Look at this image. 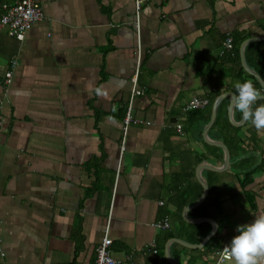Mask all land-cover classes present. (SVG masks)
Segmentation results:
<instances>
[{"label": "crops", "instance_id": "1", "mask_svg": "<svg viewBox=\"0 0 264 264\" xmlns=\"http://www.w3.org/2000/svg\"><path fill=\"white\" fill-rule=\"evenodd\" d=\"M35 1L41 19L21 40L0 24V264H93L105 231L120 264H232L217 252L237 225L264 213V130L234 101V124L228 118L239 78L223 44L264 41V0ZM248 43L245 63L247 55L264 65L245 53ZM134 76L140 94L130 108L139 122L122 133ZM218 95L243 141L227 145L212 129L218 103L205 137L227 149L221 170L222 150L203 134ZM191 97L208 106L184 110ZM201 182L202 200L183 211L201 197ZM181 198L183 222L215 224L200 246L181 237Z\"/></svg>", "mask_w": 264, "mask_h": 264}, {"label": "clouds", "instance_id": "2", "mask_svg": "<svg viewBox=\"0 0 264 264\" xmlns=\"http://www.w3.org/2000/svg\"><path fill=\"white\" fill-rule=\"evenodd\" d=\"M235 89L234 109L257 130H264V104L253 108L261 93L251 81L238 82ZM95 91L97 95L104 94L102 86ZM236 232L223 248L232 264H264V213H259L250 223L237 225Z\"/></svg>", "mask_w": 264, "mask_h": 264}, {"label": "built area", "instance_id": "3", "mask_svg": "<svg viewBox=\"0 0 264 264\" xmlns=\"http://www.w3.org/2000/svg\"><path fill=\"white\" fill-rule=\"evenodd\" d=\"M137 3V2H136ZM0 12V24L5 28L7 35L21 40L24 32L30 27V25L41 19V13L39 5L35 0H16L12 3H2ZM224 50L231 48V38L227 37L224 41ZM15 64L14 60L9 61V66L12 67ZM10 77V71H6L3 75L2 82H8ZM140 94V90L136 89L135 76L132 78L131 88L129 93V100L126 109L122 117V133H124L126 127L129 124L139 122L138 119L133 118L131 115V99L134 95ZM207 103V100L203 98L191 97L187 103L184 104V110L196 109ZM147 124V121H144ZM120 150L123 149V142L119 145ZM163 226L166 222L163 221ZM110 238L107 236L106 231L103 233L99 242L95 246L93 264H120V260L113 258L109 251L108 246L110 244ZM153 252V250H152ZM228 259L226 254L221 250L217 252V261Z\"/></svg>", "mask_w": 264, "mask_h": 264}, {"label": "trees", "instance_id": "4", "mask_svg": "<svg viewBox=\"0 0 264 264\" xmlns=\"http://www.w3.org/2000/svg\"><path fill=\"white\" fill-rule=\"evenodd\" d=\"M243 37H237V38H232L231 41V49L230 51H228L226 54H223V56H228L229 58L231 57V59L236 63V65L238 66V71H237V76L239 78V83H242L244 81H251L253 83V85L257 88V90L260 93H263L264 91L260 88V86L257 84V82L255 81V79L243 72V70L241 69V67L239 66V59H238V46L239 43L243 40ZM264 44V41H255V42H250L246 45L245 47V53L247 54L248 51H252L254 52L253 54L255 55V58H257L258 61H264V59L261 57V55H258L259 52V48L261 47V45ZM256 53V54H255ZM264 56V55H263ZM247 57V65L253 69L261 78V80L264 82V65L261 66H256L254 64H251L248 61V56ZM213 97V96H212ZM262 100L258 99L255 104L253 105V108H255L258 104H260ZM206 107L208 106V103L205 105ZM226 106H227V99L225 98L224 100H222L221 102H219L218 107H217V111H216V115L214 118V121L212 123V129H215L218 134L217 136L219 138H221L225 144L229 145L231 144H235L237 146L242 145V140L241 138L238 137L237 135V131H238V127H235L233 125H231L226 117ZM222 107V108H221ZM195 110V109H193ZM251 126V125H250ZM251 128V127H250ZM253 130V129H252ZM251 130V133H252ZM252 140H254V138H252ZM214 148V147H213ZM215 150V148H214ZM234 166L239 167V162L235 163ZM256 168V167H255ZM260 167H258L259 169ZM254 171H249L247 172V178L245 180H242L240 182V185L243 187V185L249 181L251 179L252 173ZM195 189H196V194L199 195L200 194V185L196 182L194 183ZM192 190V188H191ZM185 192H188L187 189L183 188V191L179 192V194L181 196H184ZM187 202V198L182 199L178 201L176 206V216L179 218V212L182 208V206ZM180 219V218H179ZM180 225L183 226V231L184 235H182L181 237L183 239H185V241L190 242L192 244L198 243L200 241V239L206 235L210 229V225L207 222H199V223H185L180 219ZM173 235V234H172ZM172 235H170L169 232H165L164 233V238H170L173 237ZM215 236V235H214ZM206 245L211 246L210 249H214L218 247V244L216 242V237H210L207 242Z\"/></svg>", "mask_w": 264, "mask_h": 264}, {"label": "water", "instance_id": "5", "mask_svg": "<svg viewBox=\"0 0 264 264\" xmlns=\"http://www.w3.org/2000/svg\"><path fill=\"white\" fill-rule=\"evenodd\" d=\"M253 40H256V38H248V39H245V40H243L241 42V44L239 46L240 63H241V67H242L243 71L246 72L247 74L251 75L255 79V81L257 82V84L260 86V88L262 90H264V82L261 80V78L259 77V75L257 73H255L251 68H249L247 66V64L245 63L244 57H243V53H242V50H243L244 45L246 43L250 42V41H253ZM227 95L230 97V103H229V107H228V111H227L228 112V118H229L230 122L232 124H234V122L231 120V109H232V104H233V101H234V95H233V93H230V94H227ZM221 96L222 95H218L213 100L212 105H211V110H210L209 121L206 123V125H205V127L203 129V134H204L205 141L208 142V143H211L213 145H216V146L220 147L221 150H222V153H223V162H222V165L220 166V168H218L217 170H221V169L225 168L227 166V164H228V153H227V149H226L225 145L223 143L219 142V141H208L206 139L205 135H206V131H207L208 127L210 126L211 122L213 121V118H214V115H215V110H216L217 104L219 103V101L221 99ZM259 99H264V94H261V96H260ZM242 119H243V116H242ZM202 167H206V166L203 163H201V164H199L197 166L196 169L198 170L199 168H202ZM201 184H202V187H203V191H202L201 197L197 201H195L194 203L185 206L183 208V211H186L188 208H190L192 206H195L196 204H198L202 200L204 194L206 193V186L202 182H201ZM183 217H184V215H183ZM194 220L195 221H198L200 219H198V220L197 219H194ZM206 220H208V219H206ZM214 229H215V224L212 223V229L196 245L197 246L202 245L205 242V240L213 233V230ZM186 245H188V246H195L193 244H191V245L186 244ZM165 253H166L167 258L169 259L167 247L165 249Z\"/></svg>", "mask_w": 264, "mask_h": 264}]
</instances>
